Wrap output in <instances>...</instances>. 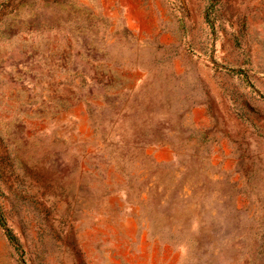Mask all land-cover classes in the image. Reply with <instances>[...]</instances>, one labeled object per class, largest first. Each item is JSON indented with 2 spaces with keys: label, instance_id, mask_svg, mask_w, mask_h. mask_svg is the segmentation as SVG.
<instances>
[{
  "label": "rangeland",
  "instance_id": "obj_1",
  "mask_svg": "<svg viewBox=\"0 0 264 264\" xmlns=\"http://www.w3.org/2000/svg\"><path fill=\"white\" fill-rule=\"evenodd\" d=\"M0 264H264V0H0Z\"/></svg>",
  "mask_w": 264,
  "mask_h": 264
}]
</instances>
